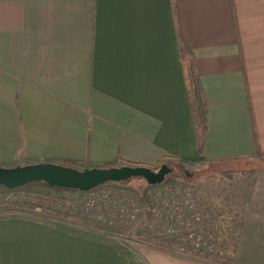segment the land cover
<instances>
[{
	"label": "crops",
	"instance_id": "0c3cea01",
	"mask_svg": "<svg viewBox=\"0 0 264 264\" xmlns=\"http://www.w3.org/2000/svg\"><path fill=\"white\" fill-rule=\"evenodd\" d=\"M179 43L206 105L201 153ZM168 158L264 159V0H0V167ZM225 197V263L143 243L128 254L14 208L0 210V264H264V182Z\"/></svg>",
	"mask_w": 264,
	"mask_h": 264
},
{
	"label": "built area",
	"instance_id": "2783aa9c",
	"mask_svg": "<svg viewBox=\"0 0 264 264\" xmlns=\"http://www.w3.org/2000/svg\"><path fill=\"white\" fill-rule=\"evenodd\" d=\"M113 184L106 183L88 192L0 187V206L26 205L68 215L82 214L97 225L126 235L135 222L140 225L147 221L145 210L142 211L145 207L150 222L135 231V240L155 242L159 247L191 257L225 263L226 243L218 230L214 208L201 189L165 179L159 185L149 186L144 193L146 205H140L137 193ZM65 193L73 196L67 197Z\"/></svg>",
	"mask_w": 264,
	"mask_h": 264
},
{
	"label": "rangeland",
	"instance_id": "374dc122",
	"mask_svg": "<svg viewBox=\"0 0 264 264\" xmlns=\"http://www.w3.org/2000/svg\"><path fill=\"white\" fill-rule=\"evenodd\" d=\"M163 163L166 164V166L171 169V173L165 177L166 180L168 179V180L181 181L186 184H192L198 187L199 189H201V191L205 193V195L208 197V201L211 202L213 208L214 206L215 207L217 206L221 209L220 212L222 213V215L219 218L222 219V221H223V218L225 217L224 212L222 210L224 209V206H225L226 189L230 185L241 184V183H245V184L252 183L253 184L256 182H264V177L258 178L257 175L253 177L248 176V175H240L239 173L237 174V171H234L231 176H228V173L230 172V170L264 169V159L248 160V161H243V162L226 163L222 165H212V166L203 165L201 167L199 166L198 167L199 169H196V170L194 169L191 170L183 165H179L176 162L167 161L166 163L165 162ZM159 165L160 164H158V167ZM158 167L155 169L157 170ZM225 172L227 173L226 174L227 176L219 175L220 173H225ZM113 185L119 186L122 189H128L137 194L142 193V191L145 190L144 189L145 186H148L146 182L140 178H131L124 182L115 183ZM31 188L33 187H30L27 189L32 190ZM34 188L40 189L38 187H34ZM63 195L67 197L73 196L67 193ZM143 204L144 203H142L140 199V205H143ZM29 208H26V210H28L27 212L29 216H31V218L33 219H36V220L43 219L45 223L52 224L56 228H59L60 227L59 225L70 227L72 229L77 230L81 235L88 236L86 238L90 237L91 239L98 240V241H101V239H103L106 243L116 247L119 251H124L128 254L130 253V251H132V248H134L135 244L137 243L149 244V245L159 247V245L156 244L155 242H147L141 239L135 240L136 239L135 237L137 235L136 230L140 228H144L145 226L148 225V222H150V219L148 220L149 214H147V209L145 207L142 208V211L145 210L146 215H144V219H147V221L143 222L140 225H138V222H135L131 226L132 229L131 231H129V233H127V235L125 232L123 233L115 229H112V231L110 232L104 229L99 230L98 228H95L93 226V225H97L96 223L87 220L86 219L87 217L82 214H70V216L85 219L91 223L90 224L91 226L90 225L84 226L78 223L73 224L70 222H66V221L60 220V218H58L57 216H53V214L52 216H48L46 213L48 209H44V208L36 207V206H29ZM49 211H52L54 213L64 214L59 211H53V210H49ZM214 212H215V209H214ZM65 215H68V214H65ZM135 226H137L136 229H135ZM103 227H106V226L103 225ZM170 250L174 251V249H170ZM212 262L219 263V261H212Z\"/></svg>",
	"mask_w": 264,
	"mask_h": 264
},
{
	"label": "water",
	"instance_id": "95a60500",
	"mask_svg": "<svg viewBox=\"0 0 264 264\" xmlns=\"http://www.w3.org/2000/svg\"><path fill=\"white\" fill-rule=\"evenodd\" d=\"M171 169L162 163L158 169L147 166H119L110 168L76 169L56 163H33L14 167H0V187L14 189L33 183L50 188L88 192L106 183L143 179L148 186L161 184Z\"/></svg>",
	"mask_w": 264,
	"mask_h": 264
},
{
	"label": "trees",
	"instance_id": "16d2710c",
	"mask_svg": "<svg viewBox=\"0 0 264 264\" xmlns=\"http://www.w3.org/2000/svg\"><path fill=\"white\" fill-rule=\"evenodd\" d=\"M178 51H179V55H180V59L184 68V73H185V82H186V87H187V91H188V95H189V99H190V105H191V109H192V114H193V120H194V126H195V130H196V136H197V143H198V153H201V148H202V142H203V138H204V134L206 132V105H205V101H204V97L202 95V91L200 88V84H199V79L198 76L196 74L195 68H194V63H193V57L191 55V53L184 48L180 43L178 45ZM176 162L179 165H183L189 169H199V166L196 165H188L182 162H178L174 159H166L164 162ZM61 165L64 166H69V167H73L76 169H84L85 167L87 168H94V166L89 165V166H84V165H71V164H62ZM120 164H122V166L124 165H128V166H137L133 163H124L121 162ZM110 167H115L114 163L111 164H107V165H101L98 166L97 168H110ZM158 167V164H155L153 166H150V168L152 170H154L155 168ZM229 172V171H228ZM234 171H230L228 173V176H231L233 174ZM238 172H242V173H246V174H256V172H258L257 169H252V170H248V171H238ZM227 173H220L219 175L222 176H227ZM24 187L30 188V187H38V188H45V189H49L51 190L52 188L48 187L47 185L43 184V183H33V184H29L26 185ZM149 188V186H145V190H147ZM53 189H57V188H53ZM142 191V193H138L140 195V199L142 201V203H144L143 205H146V199L144 196V191ZM14 208H29V206L26 205H2L0 206V210H10V209H14ZM33 208V207H32ZM30 209V208H29ZM34 209V208H33ZM48 216H57L58 218H60V220L66 221V222H70V223H78L84 226H89L91 223L88 222L85 219H81L79 217H73L70 215H65V214H59V213H54L52 211H46ZM59 229L66 233V234H71V235H75L78 237H88V236H84L81 235L77 230L72 229L70 227H65L62 225H59ZM91 226V225H90ZM95 228L100 229H104L108 232L112 231V228H108V227H103V226H99V225H93ZM123 232V231H121ZM90 238V237H89ZM102 242H105L103 239H101Z\"/></svg>",
	"mask_w": 264,
	"mask_h": 264
},
{
	"label": "flooded vegetation",
	"instance_id": "af4514ba",
	"mask_svg": "<svg viewBox=\"0 0 264 264\" xmlns=\"http://www.w3.org/2000/svg\"><path fill=\"white\" fill-rule=\"evenodd\" d=\"M156 170V169H155Z\"/></svg>",
	"mask_w": 264,
	"mask_h": 264
}]
</instances>
